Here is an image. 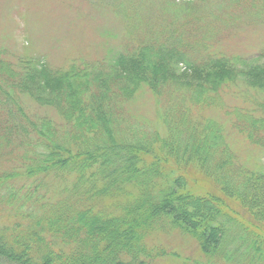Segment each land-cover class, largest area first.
Masks as SVG:
<instances>
[{
    "label": "trees",
    "instance_id": "16d2710c",
    "mask_svg": "<svg viewBox=\"0 0 264 264\" xmlns=\"http://www.w3.org/2000/svg\"><path fill=\"white\" fill-rule=\"evenodd\" d=\"M231 3L264 22V0ZM167 36L115 52L108 66L43 65L21 78L0 58V156L20 152L0 170V264H163L176 253L146 236L173 230L202 252L192 264H264V174L233 148H264V61L192 64ZM238 77L256 94L221 111ZM145 95L157 125L127 109ZM22 96L55 118L31 114ZM191 169L205 188L189 185Z\"/></svg>",
    "mask_w": 264,
    "mask_h": 264
},
{
    "label": "rangeland",
    "instance_id": "374dc122",
    "mask_svg": "<svg viewBox=\"0 0 264 264\" xmlns=\"http://www.w3.org/2000/svg\"><path fill=\"white\" fill-rule=\"evenodd\" d=\"M119 1L0 0V58L11 65L9 69L5 67L6 75L21 78L25 71L31 74L43 65L61 71L72 62H80V67L98 62L108 66L115 59V52L138 46L150 36L162 40L167 35L180 41L185 57L192 64L200 65L209 57L220 55L230 59L238 69L242 67L240 60L246 64L264 61V56L257 57L264 51V22L255 24L243 4L238 8L233 7L231 0H122L119 8L114 5ZM28 66L35 68L30 71ZM176 71L186 79H198L180 63ZM246 83L243 77L230 83L231 92L220 100L221 111L245 106L238 104L240 96L256 94ZM21 98L31 114L45 113L55 118L54 108L39 106L25 96ZM127 109L157 125L148 95L128 103ZM217 115L216 110L208 114ZM251 146L233 143L242 163L264 174V148ZM10 152L0 156V170L17 163L20 152ZM185 177L189 185L205 188L206 181L200 172L187 170ZM230 205L241 218L249 217L236 203ZM146 237L147 242L162 243L176 253L165 256L163 264H192L194 259L205 262L198 245L177 230Z\"/></svg>",
    "mask_w": 264,
    "mask_h": 264
}]
</instances>
